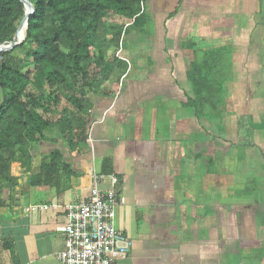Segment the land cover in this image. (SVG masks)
<instances>
[{"label": "crops", "instance_id": "obj_1", "mask_svg": "<svg viewBox=\"0 0 264 264\" xmlns=\"http://www.w3.org/2000/svg\"><path fill=\"white\" fill-rule=\"evenodd\" d=\"M145 3L146 17L128 34L123 48L130 70L121 88L116 84L126 71L125 62L119 78L112 74L88 93L86 148L79 154L60 138L48 139L32 153L30 171L13 163L19 179L13 202L0 208V246L6 241L9 248L0 247V264H61L54 254L64 248L65 235L57 230L66 223L64 206L88 199L93 173L117 176L118 193L124 198L116 225L132 247L117 264H223L228 244L237 243L234 255L248 258L249 243L262 240L243 238L254 229L253 215H264V189L256 198L254 192L241 197L236 190L241 178L227 165L235 163L230 153L249 138L253 123L257 126L246 146L256 161L259 157L264 132V109L257 108L259 100L264 101L257 94L264 87L258 79L264 0ZM211 61L218 69L225 66L227 73L220 78L223 90L216 93L226 92V98L232 94L233 104L222 111L220 100L211 105L191 84L192 76L206 81L194 69ZM199 97L200 103L195 101ZM211 109L223 115L221 125L220 119L212 122ZM54 149L62 152L67 165H60L50 183L57 189L49 200L34 203L33 188L44 191L50 184L32 186L29 178L37 173L39 153ZM188 157L190 164L185 162ZM104 159L110 160L109 173L102 171ZM213 162L218 165L212 167ZM230 191L241 201L228 204Z\"/></svg>", "mask_w": 264, "mask_h": 264}, {"label": "trees", "instance_id": "obj_2", "mask_svg": "<svg viewBox=\"0 0 264 264\" xmlns=\"http://www.w3.org/2000/svg\"><path fill=\"white\" fill-rule=\"evenodd\" d=\"M28 1L32 11L25 39L0 51V208L14 200L19 176L13 173V163L20 162L25 173L30 171L32 153L41 141L60 138L79 154L86 148L88 93L112 74L119 78L123 61L114 53L123 27L128 23L127 27H137L146 17L144 9L137 15L140 0ZM24 14L22 1L0 0V45L17 41ZM192 78L194 91L204 92L216 106V84L207 77L204 82ZM195 101L200 103V97ZM252 125L249 139L257 126ZM39 154L37 173L29 178L32 186L49 185L60 165H67L58 149ZM109 164L104 159L103 173L110 172ZM5 244L0 247L8 250Z\"/></svg>", "mask_w": 264, "mask_h": 264}, {"label": "built area", "instance_id": "obj_3", "mask_svg": "<svg viewBox=\"0 0 264 264\" xmlns=\"http://www.w3.org/2000/svg\"><path fill=\"white\" fill-rule=\"evenodd\" d=\"M146 0H140V15ZM115 50V57L125 62V73L119 88L130 70V61L123 55V37ZM107 187L103 188L102 183ZM124 198L118 193V178L114 174H92L91 189L86 201L65 204L66 223L57 228L65 235L64 248L56 252L61 264H117L132 247V240L116 225V211ZM57 207L58 205H54Z\"/></svg>", "mask_w": 264, "mask_h": 264}, {"label": "rangeland", "instance_id": "obj_4", "mask_svg": "<svg viewBox=\"0 0 264 264\" xmlns=\"http://www.w3.org/2000/svg\"><path fill=\"white\" fill-rule=\"evenodd\" d=\"M146 7V3L144 4ZM131 25V24H130ZM136 27L134 26H129L126 28V31L124 33V37H123V48L127 46L128 43V34H132L134 32ZM260 42L264 43V37L262 39H260ZM264 53V52H263ZM261 53L260 54V60L262 63V66H260L259 68V76L258 79L261 81V83L259 85H264V54ZM211 55H214V52H211ZM200 60V59H199ZM198 60V61H199ZM201 66H203L201 64ZM207 71H205L204 68L200 69L198 71L197 74H199L200 76H205L208 79H210V81L214 84H216L215 88L218 87V89L221 91L223 90V84L221 83L220 78L225 75L227 73H225L223 71V69L225 68V66L221 67L220 69H218L216 67V61L214 63V61L209 62L208 66H203ZM197 78H200L198 75L196 76ZM215 80H217L218 82H216ZM226 91V88H225ZM230 91V90H229ZM220 99V102L223 103V107H221L222 109H226L229 108L233 102L231 100V95L229 94V98H226V92L224 94L222 93H216ZM257 94L260 95V97H264V87H261L260 90L257 91ZM235 102V100H234ZM258 109L263 108L264 109V101L259 100V103L257 105ZM264 111V110H262ZM223 115L218 111L215 113L214 109H211V113H210V118L212 120V122L215 120H219V122H217V125H221ZM211 122V123H212ZM221 122V123H220ZM260 123V122H259ZM219 128H221V126H219ZM210 134H212V131L210 132ZM263 137H259L262 138L261 142H259V146L260 148H258V161L255 160L253 153L251 152V149L248 148L246 146V144H248L250 142L249 138H243L241 141L242 146H240L239 148L236 149V151L232 150V152L230 153V157H234L235 159V163L231 164L228 163L227 167L234 169L235 175L238 177H240V181L241 184L239 183V185L237 184V191H241L243 194L241 195V197L243 196H249L250 195L248 193L254 192V195L252 194V196H255L256 198V194L261 193V189H264V179L260 178L261 174H264V132L262 133ZM256 153V152H255ZM257 154V153H256ZM190 160L191 158L188 157L187 161H185L186 163L190 164ZM194 165H197L194 161L193 163ZM218 164L213 162L211 163L212 167L217 166ZM220 165H222V163H220ZM235 182H238V180L236 179ZM234 182V183H235ZM53 184V183H52ZM249 185V186H247ZM51 186V184L49 185ZM46 187L48 189L44 190V191H35V189L33 188L32 192H31V200L35 203V202H39V201H44L47 202V200H49V196L51 194H53L54 191H56L57 187L56 186H51V187ZM263 195V194H262ZM241 197L237 196L235 193L233 192H229L226 194L225 198H226V202L228 204L232 203L235 200L241 201ZM29 198L28 196L25 197V201H28ZM254 218V229L251 230L250 235L245 236L243 239L246 238H255L256 239H260L262 238L261 241L255 243V244H250L251 246V253L248 256V258H239L237 256L234 255V252L236 250L239 249L238 244L236 243H230L228 244V249H225V258L223 261V258L221 259L220 262H223V264H234V262H236L237 260H239L240 264H264V215L263 213L260 212H256L253 215ZM258 227H255V225H259ZM229 232H227L228 234ZM241 233L245 234L246 230H241ZM230 235V234H229ZM231 236V235H230ZM235 248V249H234ZM249 248V249H250ZM234 249V250H233ZM253 254V255H252Z\"/></svg>", "mask_w": 264, "mask_h": 264}, {"label": "water", "instance_id": "obj_5", "mask_svg": "<svg viewBox=\"0 0 264 264\" xmlns=\"http://www.w3.org/2000/svg\"><path fill=\"white\" fill-rule=\"evenodd\" d=\"M23 2L24 4V7H25V14H24V17H23V20L21 22V26L18 30V37H17V41L15 43H9V44H2L0 45V51L2 50H5V49H11L12 47H14L15 45H18L20 44L24 39H25V36H26V32L24 34L23 37H21L20 35V31L24 25L25 29H26V26H27V19H28V15L31 13L32 11V7H31V3L28 1V0H20Z\"/></svg>", "mask_w": 264, "mask_h": 264}, {"label": "bare ground", "instance_id": "obj_6", "mask_svg": "<svg viewBox=\"0 0 264 264\" xmlns=\"http://www.w3.org/2000/svg\"><path fill=\"white\" fill-rule=\"evenodd\" d=\"M25 32H26V29H25V27H24V25H23V27H22V29H21V37L24 36Z\"/></svg>", "mask_w": 264, "mask_h": 264}]
</instances>
